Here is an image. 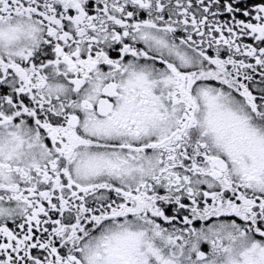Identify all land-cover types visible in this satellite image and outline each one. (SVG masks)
Masks as SVG:
<instances>
[{"label": "snow or ice", "instance_id": "1", "mask_svg": "<svg viewBox=\"0 0 264 264\" xmlns=\"http://www.w3.org/2000/svg\"><path fill=\"white\" fill-rule=\"evenodd\" d=\"M0 264H264V0H0Z\"/></svg>", "mask_w": 264, "mask_h": 264}]
</instances>
